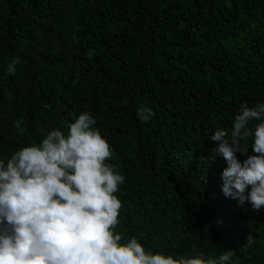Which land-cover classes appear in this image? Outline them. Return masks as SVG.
I'll use <instances>...</instances> for the list:
<instances>
[{"label":"trees","instance_id":"1","mask_svg":"<svg viewBox=\"0 0 264 264\" xmlns=\"http://www.w3.org/2000/svg\"><path fill=\"white\" fill-rule=\"evenodd\" d=\"M241 103H264V0H0V159L89 112L125 177L122 244L264 264V208L223 196L210 141Z\"/></svg>","mask_w":264,"mask_h":264},{"label":"clouds","instance_id":"2","mask_svg":"<svg viewBox=\"0 0 264 264\" xmlns=\"http://www.w3.org/2000/svg\"><path fill=\"white\" fill-rule=\"evenodd\" d=\"M19 64L13 59L4 75H15ZM136 116L148 123L153 112L142 105ZM252 121L258 122L254 128ZM95 125L89 112H81L62 123L66 133L52 130L39 144L0 159V264H238L232 250L217 258L177 259L145 252L135 237L120 243L113 231L122 207L115 193L125 177L107 163L113 153ZM249 138L251 154L243 143ZM210 141L227 164L223 196L238 207L264 208V103H241L230 133L217 129ZM237 153L246 158L238 160Z\"/></svg>","mask_w":264,"mask_h":264}]
</instances>
